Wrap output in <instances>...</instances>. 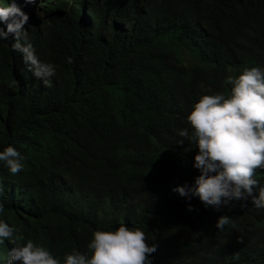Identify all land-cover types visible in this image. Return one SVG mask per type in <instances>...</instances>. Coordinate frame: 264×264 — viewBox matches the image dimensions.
I'll use <instances>...</instances> for the list:
<instances>
[{"label":"trees","instance_id":"trees-1","mask_svg":"<svg viewBox=\"0 0 264 264\" xmlns=\"http://www.w3.org/2000/svg\"><path fill=\"white\" fill-rule=\"evenodd\" d=\"M29 8L23 27L56 73L41 89L11 36L0 40V149L12 144L24 157L15 174L0 162V216L61 259L72 248L88 253L97 227L125 223L156 245L152 264H247L235 242H217L223 262L205 260L203 231L223 214L227 233L254 237L248 264H264V208L250 199L206 205L172 190L199 175L198 148L178 134L192 103L227 93L228 77L245 67H264V0H43L37 13ZM255 176L264 184V169ZM11 246L5 238L0 257Z\"/></svg>","mask_w":264,"mask_h":264},{"label":"clouds","instance_id":"clouds-1","mask_svg":"<svg viewBox=\"0 0 264 264\" xmlns=\"http://www.w3.org/2000/svg\"><path fill=\"white\" fill-rule=\"evenodd\" d=\"M42 2L7 0L6 4L0 3V40L6 41L11 36L10 48L22 55L25 67L35 77L43 80L45 85L41 89L46 88L48 78L55 75L56 66L37 56L23 25L28 20L27 7L37 13ZM17 3L23 5V10ZM228 81L231 87L227 93L200 95L186 116L189 127L178 130L180 137L194 142L198 148L193 166L199 169V175L191 185L185 182L172 190L186 199H190L189 194L198 196L206 205L217 207L233 199H250L255 209L262 210L264 184L258 181L255 172L258 168L264 169V67H245L238 75L229 76ZM23 159L12 144L0 149V162L10 173L22 170ZM4 191L0 183V195ZM186 207L190 209L191 205ZM3 208L0 200V212ZM228 219L221 214L215 221L216 227H206L203 231L205 260L208 263L212 258L222 261L228 254L217 242H235L233 247L238 249V260L248 264L257 243L248 231H242L240 239L227 233L230 230L227 229ZM229 236L233 239L229 240ZM5 238L12 246L0 257L3 264H152L149 254L156 248L147 241L144 229L125 223H118L115 228L97 227L87 244L88 253L72 248L64 253L63 259L41 243L25 239L18 228L0 216V243Z\"/></svg>","mask_w":264,"mask_h":264},{"label":"bare ground","instance_id":"bare-ground-1","mask_svg":"<svg viewBox=\"0 0 264 264\" xmlns=\"http://www.w3.org/2000/svg\"><path fill=\"white\" fill-rule=\"evenodd\" d=\"M240 262H242V261H240Z\"/></svg>","mask_w":264,"mask_h":264}]
</instances>
